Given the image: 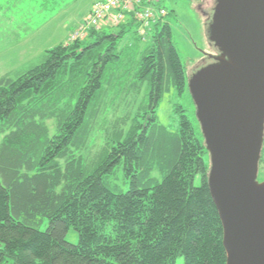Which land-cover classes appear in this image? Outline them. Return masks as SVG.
<instances>
[{"label": "trees", "instance_id": "obj_1", "mask_svg": "<svg viewBox=\"0 0 264 264\" xmlns=\"http://www.w3.org/2000/svg\"><path fill=\"white\" fill-rule=\"evenodd\" d=\"M125 25L0 79V264H227L200 122L157 114L187 87L171 25Z\"/></svg>", "mask_w": 264, "mask_h": 264}, {"label": "water", "instance_id": "obj_2", "mask_svg": "<svg viewBox=\"0 0 264 264\" xmlns=\"http://www.w3.org/2000/svg\"><path fill=\"white\" fill-rule=\"evenodd\" d=\"M214 62L189 80L210 154L227 264H264V0H217Z\"/></svg>", "mask_w": 264, "mask_h": 264}, {"label": "rangeland", "instance_id": "obj_3", "mask_svg": "<svg viewBox=\"0 0 264 264\" xmlns=\"http://www.w3.org/2000/svg\"><path fill=\"white\" fill-rule=\"evenodd\" d=\"M96 1L0 0V79L5 75L16 76L19 69L36 61L45 49L71 42V33L85 20ZM216 2L217 0H162L169 15L159 27L166 22L170 23L173 41L185 66L187 80V87L182 95L172 90L164 96L157 109L160 122L172 130L179 126L180 113L177 109L180 106L185 108L193 124L199 128L189 80L201 68L212 64L213 57L219 54L209 37V25ZM121 29L122 26L105 28L103 31L117 33ZM133 31L127 34L125 40L133 36ZM258 180H264V164L260 165ZM66 238L77 243L79 235L74 229H70ZM176 264H184V258L179 257Z\"/></svg>", "mask_w": 264, "mask_h": 264}, {"label": "built area", "instance_id": "obj_4", "mask_svg": "<svg viewBox=\"0 0 264 264\" xmlns=\"http://www.w3.org/2000/svg\"><path fill=\"white\" fill-rule=\"evenodd\" d=\"M167 14L162 0H97L71 33L70 41L85 38L93 29L115 28L130 22H134L138 35L146 39Z\"/></svg>", "mask_w": 264, "mask_h": 264}]
</instances>
